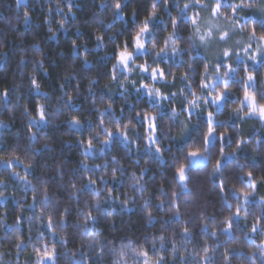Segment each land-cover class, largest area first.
Listing matches in <instances>:
<instances>
[{"label": "clouds", "instance_id": "obj_1", "mask_svg": "<svg viewBox=\"0 0 264 264\" xmlns=\"http://www.w3.org/2000/svg\"><path fill=\"white\" fill-rule=\"evenodd\" d=\"M185 4L199 8L193 0H0V71L11 73L0 82L8 90L0 95V196L28 213L27 237L20 227L6 234L15 220L0 214V264H37L44 240L65 238L58 264H137L143 249L167 264H201L202 247L209 264H264V227L223 234L221 253L218 230L232 212L210 222L225 200L243 209L238 194L253 191L247 173L261 174L264 119L248 114L239 66L249 64V22L264 27V19L246 5L241 30L230 12L205 7L192 23ZM256 95L264 102V72ZM258 215L240 214L253 223ZM204 224L200 243L183 236L184 226L195 234Z\"/></svg>", "mask_w": 264, "mask_h": 264}, {"label": "snow or ice", "instance_id": "obj_2", "mask_svg": "<svg viewBox=\"0 0 264 264\" xmlns=\"http://www.w3.org/2000/svg\"><path fill=\"white\" fill-rule=\"evenodd\" d=\"M193 3L195 5H198L199 8H193L188 4H185L186 8H189V11H191V21L192 23H196V16L199 14V10L203 9L205 7H209L210 11L219 16L222 12L227 14L231 13L232 19L236 21L238 27L243 30L246 26L243 24L242 20L237 19V15L241 12H246V5L252 9L253 12H260L261 18L264 19V0H219V2H213L209 4V0H193ZM225 4L227 7H225ZM119 7V6H118ZM175 23V21H173ZM251 28L248 32V42L246 45L243 46V51L245 53V60L252 61L254 63H258L262 58H264V27H258L256 21H250ZM144 29H141V32H143ZM228 36V33H223L221 36V39H224ZM137 43L140 41V35L139 33L135 37ZM127 55H130V53H127L126 48H121L118 50L117 59L123 60L126 63V57ZM224 56L231 58L232 52L230 50H226L223 53ZM218 69H221V65L216 66ZM224 67H227L229 71H235V67L232 64L225 65ZM240 72L244 73V77L242 78V84L245 89L244 91V101L247 103L248 107L252 110L248 114L252 115L255 113L256 115L260 116L262 119H264V102H259L260 98L256 95V89L259 85L260 81V75L262 72H264V63L259 64V68L262 71H257L255 68H253L249 64L240 65ZM154 75H164L163 70L160 71V73H156V70L153 69ZM174 75V74H173ZM251 85L253 88V92L250 95L248 91V86ZM147 86V85H145ZM0 95L7 98L8 96V90L7 88H4L2 92H0ZM195 103V101L193 102ZM191 110H189L190 112ZM209 116L212 115V113H208ZM40 116L43 118L44 113L43 110L40 109ZM145 120L148 119L147 114L144 117ZM38 126V122H37ZM151 128H155V117H153V122L150 125ZM209 134L213 132V128L211 125H209L208 128ZM223 135V133H221ZM153 141L155 140V137L152 138ZM89 145H91V140L88 141ZM264 146V145H262ZM158 147V146H157ZM198 153L197 151H191L189 155L196 156ZM12 167H15V165H11ZM27 167H31L30 165H26ZM260 175L257 176L254 171H249L247 173V176L245 178V183L250 187L253 191H245L241 190L238 194V200H243L244 202V208L241 209L239 204L237 202H229L228 200H225V204H227V207H223V205H220V212L219 215L214 214L211 217L210 222L215 223L218 216H223L225 212H232L231 215L227 216L223 220V226L218 230L222 235L223 234H232L235 236V233L240 231V221H243V223L246 226L245 231H250L252 233H255L257 231L258 227H264V195H258L260 191V187L264 185V164H262L259 167ZM177 175L179 176L180 180H185V169L183 166L177 169ZM26 178V177H25ZM94 184L96 181H92ZM6 183L5 181H0V184ZM218 190L223 191L224 190V184L221 180L218 184ZM0 191L7 192V189H0ZM25 191H28V188H25ZM13 196L15 197V193H13ZM0 199H3L5 201H8L7 196H0ZM33 201L35 202V196L32 197ZM17 208L19 211L16 213L15 216V222L12 225H6L8 228L13 229V233H10L9 235H12L16 232L17 227L22 228L24 226L25 216L26 213L24 212V209L20 207L19 203H17ZM234 209V211H233ZM244 211L246 214H252L254 212H259L260 215H258L255 218V222H251L249 224L248 220L242 218L240 216L241 211ZM3 215H7V208L5 207L3 211ZM35 215V214H34ZM89 215H91L89 213ZM2 219V217H0ZM187 223V222H185ZM179 224L178 221H173L172 227L173 229H176V226ZM47 225L49 227L52 226V218H47ZM207 227V224H204L200 227L199 231L195 234L191 233L190 228L188 226L183 227V236L185 238H191L195 240L198 236L204 235V228ZM51 235H56L55 230L50 233ZM208 236L211 237L212 235H216V231L209 229ZM163 239V237H161ZM224 239L227 240V235H224ZM24 242L23 240L21 241ZM66 242L63 240L61 242V245H52L49 246L47 243V240H44L41 247H38L35 250V256L37 257V264H48V262H51V264H58L57 260V250L58 247L62 246L63 243ZM173 244H175V241L173 240ZM155 247V245H153ZM220 247H224V244L220 242ZM163 247V245H162ZM50 249V250H49ZM210 249L207 247H202L201 251L199 253H196V255H199L201 264H209V257L207 256V252ZM140 259L137 261V264H161V261L164 260L165 264H167L165 257L161 256L159 258H155L152 256V253L148 249H143L139 252ZM224 256L227 259L228 256H230V253H228L227 249L225 248ZM183 258V257H182ZM236 259V258H233ZM73 260H75V256L73 255ZM75 264H79V261H76Z\"/></svg>", "mask_w": 264, "mask_h": 264}, {"label": "trees", "instance_id": "obj_3", "mask_svg": "<svg viewBox=\"0 0 264 264\" xmlns=\"http://www.w3.org/2000/svg\"><path fill=\"white\" fill-rule=\"evenodd\" d=\"M9 13H5V15H8ZM247 15H250V16H254L256 15V13L254 12H249L247 13ZM262 60H264V58H262ZM199 63V62H198ZM249 64H251V62L249 61ZM255 70L257 71H262L259 66L258 67H255ZM11 78V73L10 72H7V71H0V82H6L8 79ZM10 143V142H9ZM262 164H264V161L261 162ZM257 167H260V166H257ZM259 195H264V185H262L260 187V191L258 193ZM29 200H30V196H29ZM5 207L7 208V218H8V224H12V222L15 220V216H16V213L19 211V209L17 208V204L12 200V199H9L8 201H3V202H0V214H3V211L5 209ZM28 213H26L27 215ZM217 215H219V213H217ZM135 218V217H134ZM249 224L252 222L251 220L248 221ZM161 225L157 224L156 225V231H159ZM177 227V226H176ZM168 228V231L171 232L173 229L172 227V224H169L167 226ZM240 229H243V230H246V226L245 224L243 223V221H240ZM134 230H136L137 232L143 230V226L142 224L141 225H136L134 226ZM2 231V230H0ZM239 232V231H238ZM238 232L235 233L238 234ZM10 233H13V229H8L7 230V233L6 234H10ZM21 235H23L24 237H27L28 235V229H27V224L26 222L24 221V226L22 227V232H21ZM220 241L224 244V246L227 245L228 241H226L224 239V236L222 235L220 238ZM193 243H200V237L198 236L194 241ZM75 245H70V247H74ZM223 248L224 247H220V252L222 253L223 252ZM167 255V254H165ZM61 264H63V262L61 261Z\"/></svg>", "mask_w": 264, "mask_h": 264}]
</instances>
